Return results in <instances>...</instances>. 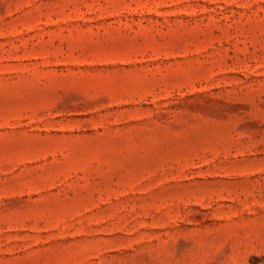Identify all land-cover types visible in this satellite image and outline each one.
I'll list each match as a JSON object with an SVG mask.
<instances>
[{"label": "rangeland", "instance_id": "rangeland-1", "mask_svg": "<svg viewBox=\"0 0 264 264\" xmlns=\"http://www.w3.org/2000/svg\"><path fill=\"white\" fill-rule=\"evenodd\" d=\"M0 264H264V0H0Z\"/></svg>", "mask_w": 264, "mask_h": 264}]
</instances>
